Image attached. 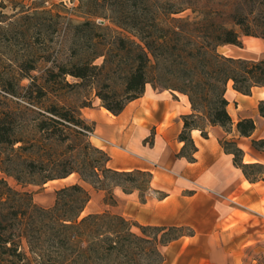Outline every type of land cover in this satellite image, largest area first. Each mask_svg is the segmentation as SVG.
<instances>
[{
	"label": "trees",
	"instance_id": "trees-1",
	"mask_svg": "<svg viewBox=\"0 0 264 264\" xmlns=\"http://www.w3.org/2000/svg\"><path fill=\"white\" fill-rule=\"evenodd\" d=\"M192 3L182 0L170 6H155L151 22L144 19L151 12L149 6L140 10L131 5L140 15L124 14L121 19L125 21L115 20V24L129 31L132 38L108 39V28L94 21L67 26L74 37L81 39L76 42L79 50L70 60L53 62L43 83L30 76L31 83L22 92H12L21 102L39 109L40 118L32 127L40 139L35 136L31 145L44 141L49 152L43 160L31 159L25 165L29 175L42 176L41 183L46 184L77 174L93 189L107 192L105 204L110 206L117 205V188L126 194L153 190L150 172L111 169L110 156L92 144L94 127L81 113L91 103L87 100L75 107L65 101L67 95L80 88L96 92L101 106L115 116L143 97L148 85L186 95L192 113L182 117L184 130L179 139L185 146L179 156L189 161L195 160L197 152L191 137L193 130H200L206 138L211 127L219 126L227 135L232 133L228 84L233 82V88L247 96L256 87L264 88V60L227 57L219 48L241 47L242 36L264 39V21L250 18L255 9L264 8V0H219L209 12H202ZM187 11L191 14L177 17ZM214 14H226L230 20L220 21ZM69 76L78 82H67ZM259 110L264 117V101ZM9 123L5 118L0 120V144L12 148L24 144V138ZM255 130L254 119L237 123L241 137L249 138ZM53 144L62 151L54 152ZM221 144L226 153L234 156V164L248 180L264 179V165L245 164L244 152L234 138L224 137ZM252 145L264 150V140H253ZM24 149L20 146L18 151ZM255 170L258 175L253 173ZM3 173L12 175L8 170ZM15 178L19 183H36L25 182L21 176ZM140 178L146 179L145 186L137 184ZM121 180L133 187L126 188ZM90 201V191L75 184L57 191L54 207L45 209L33 204L32 194L17 192L0 178V264H163V248L187 235L184 227L142 226L109 211L82 217ZM5 206L10 210L8 214ZM149 231L152 235L147 234ZM24 239L29 254L22 250Z\"/></svg>",
	"mask_w": 264,
	"mask_h": 264
},
{
	"label": "crops",
	"instance_id": "crops-1",
	"mask_svg": "<svg viewBox=\"0 0 264 264\" xmlns=\"http://www.w3.org/2000/svg\"><path fill=\"white\" fill-rule=\"evenodd\" d=\"M232 49L228 45L219 51L227 56ZM226 96L232 133L211 127L206 138L193 130L197 147L193 161L179 156L185 146L179 139L184 130L182 117L192 113L186 95L148 85L143 97L129 103L119 116L105 112L101 104L82 110L83 118L94 127L92 144L111 158L109 167L121 172L148 171L152 187L164 193L163 197L151 193L143 203L139 192L126 194L117 188V205L110 206L105 204V192L92 188L104 210L142 226L193 231L163 248V264H257V250H264V179L248 180L221 144L224 137L234 138L244 152L245 164L264 165V150L252 145L253 140H264V117L259 110L264 88L256 87L247 96L229 83ZM242 119L256 122L249 138L237 131Z\"/></svg>",
	"mask_w": 264,
	"mask_h": 264
},
{
	"label": "rangeland",
	"instance_id": "rangeland-1",
	"mask_svg": "<svg viewBox=\"0 0 264 264\" xmlns=\"http://www.w3.org/2000/svg\"><path fill=\"white\" fill-rule=\"evenodd\" d=\"M175 1L182 0H0V120L7 119L12 130H16L20 137L24 138V144H18L14 148L0 144V178L7 181L9 186L20 193L32 194L33 204L39 207L50 209L56 203L57 191L81 184L91 192V201L87 205L82 217L91 213L102 214L104 205L100 204L95 198V193L90 185L82 182L77 174L66 180L50 181L42 184V176L32 177L25 170V165L31 160H43L49 154L44 141L39 142L34 147L31 145L35 136H40L33 131L35 119H39V109L21 102L12 95V92H22V89L31 83V77H36L41 84L44 82L45 73L48 68L53 66V62L70 60L75 52L79 50L77 44L81 42L79 38L73 36L69 30V24L78 25L86 21H94L108 29L106 36L133 37L125 28L117 26L115 20H122L124 14L131 12V15L141 12H134L131 5H137L141 10L145 6L151 8L147 14V19L151 22L155 16V6H170ZM192 3L194 7L202 12H209V9L217 6L219 0H183ZM191 11L177 16L186 17ZM216 19L228 22V15L219 17L214 14ZM252 20L264 21V8H257L250 16ZM253 39H256L253 41ZM256 42V44L252 43ZM232 46V45H229ZM233 51L226 52L227 57L241 58L251 61L264 60V39L242 36V46H233ZM220 52V51H219ZM220 53L225 52L222 50ZM102 59L97 61L101 63ZM32 68L35 70L31 71ZM31 76V77H30ZM67 82L75 84L78 81L69 76ZM91 103V107H99L101 100L96 97V92L90 89L80 88L65 97V101L72 106L79 107L84 102ZM85 109V108H84ZM83 110V109H82ZM81 110V113H82ZM83 116V115H82ZM91 141V139H90ZM20 146L25 149L18 151ZM53 151L59 153L62 147L53 144ZM8 170L12 175H7L3 171ZM253 173L258 175V170ZM15 176H21L25 182H36L33 184L19 183ZM128 189L133 184L126 180L120 181ZM112 184L109 182V185ZM138 185H146V179H138ZM150 192H139L140 199H146L151 193L158 197L161 195L159 189L152 187ZM163 193V192H162ZM106 198L108 193L105 192ZM26 203V200H25ZM4 208V207H3ZM8 214L10 210L4 208ZM131 223L136 224L134 221ZM133 230L141 233L136 227ZM187 235L193 234L190 228H184ZM153 232H147L152 235ZM22 250L29 254V246L24 239ZM257 264H264V250H257ZM248 250V255L253 256V252Z\"/></svg>",
	"mask_w": 264,
	"mask_h": 264
},
{
	"label": "bare ground",
	"instance_id": "bare-ground-1",
	"mask_svg": "<svg viewBox=\"0 0 264 264\" xmlns=\"http://www.w3.org/2000/svg\"><path fill=\"white\" fill-rule=\"evenodd\" d=\"M230 83H233V82H230ZM105 112H108V110L105 109Z\"/></svg>",
	"mask_w": 264,
	"mask_h": 264
}]
</instances>
